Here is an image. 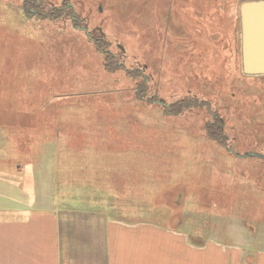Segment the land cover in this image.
<instances>
[{
    "label": "rangeland",
    "instance_id": "1",
    "mask_svg": "<svg viewBox=\"0 0 264 264\" xmlns=\"http://www.w3.org/2000/svg\"><path fill=\"white\" fill-rule=\"evenodd\" d=\"M244 1L0 0V171L19 164L27 195L38 171L60 207L179 233L188 260L264 264V159L243 156L264 155V76L241 70Z\"/></svg>",
    "mask_w": 264,
    "mask_h": 264
},
{
    "label": "crops",
    "instance_id": "2",
    "mask_svg": "<svg viewBox=\"0 0 264 264\" xmlns=\"http://www.w3.org/2000/svg\"><path fill=\"white\" fill-rule=\"evenodd\" d=\"M2 168L0 204L7 205H0V264H202L187 259L179 233L108 215L103 207L43 201L37 187L46 184L38 171L28 175L33 193L27 195L20 165L13 174L9 164ZM45 180L54 185L52 177Z\"/></svg>",
    "mask_w": 264,
    "mask_h": 264
},
{
    "label": "water",
    "instance_id": "3",
    "mask_svg": "<svg viewBox=\"0 0 264 264\" xmlns=\"http://www.w3.org/2000/svg\"><path fill=\"white\" fill-rule=\"evenodd\" d=\"M241 70L246 76H264V0L239 5ZM122 51V46H118ZM243 156L264 159L263 154L245 152Z\"/></svg>",
    "mask_w": 264,
    "mask_h": 264
},
{
    "label": "flooded vegetation",
    "instance_id": "4",
    "mask_svg": "<svg viewBox=\"0 0 264 264\" xmlns=\"http://www.w3.org/2000/svg\"><path fill=\"white\" fill-rule=\"evenodd\" d=\"M26 0H25V2H23V7H25V9H26ZM63 4H64V2H63ZM71 5V4H70ZM69 4H65L64 6L66 7H69L70 6ZM204 5V3H202V7H204L203 6ZM206 5H207V7H205V8H201V9H203V10H205L206 12H207V17L209 18V20H212L213 22H215L216 24L215 25H217V27L221 24V22H223V23H225V19L224 18H222L223 17V8H221V6H220V4H216L215 5V3H208V2H206ZM57 8H59V7H54L52 10H54V9H57ZM24 9V8H23ZM24 9V10H25ZM99 10H100V8H99ZM29 11L31 12V13H35L33 10H31V9H29ZM238 12H239V9H238ZM239 14V13H238ZM71 18L73 19V20H75V18H74V16L72 15L71 16ZM74 25H76V23L74 22ZM214 25V26H215ZM225 25H226V23H225ZM239 27H240V19H239ZM79 29H83V30H85V26L84 27H78ZM240 29V28H239ZM86 31V30H85ZM86 33H87V35L89 36V37H91V35L89 34V32L88 31H86ZM94 35V34H93ZM229 37H227V39H228ZM95 39V38H94ZM240 46H241V41H240ZM154 103H158V104H160L162 107H164V108H169V106H167V105H165V103L162 101V100H152Z\"/></svg>",
    "mask_w": 264,
    "mask_h": 264
},
{
    "label": "trees",
    "instance_id": "5",
    "mask_svg": "<svg viewBox=\"0 0 264 264\" xmlns=\"http://www.w3.org/2000/svg\"><path fill=\"white\" fill-rule=\"evenodd\" d=\"M216 128H218V127H216Z\"/></svg>",
    "mask_w": 264,
    "mask_h": 264
}]
</instances>
